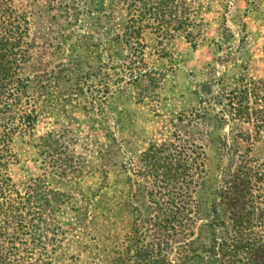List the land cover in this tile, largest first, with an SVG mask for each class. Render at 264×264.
Masks as SVG:
<instances>
[{
    "label": "rangeland",
    "instance_id": "374dc122",
    "mask_svg": "<svg viewBox=\"0 0 264 264\" xmlns=\"http://www.w3.org/2000/svg\"><path fill=\"white\" fill-rule=\"evenodd\" d=\"M260 25L264 0H0V67L23 44L35 77L0 122V264H210L228 202L264 237Z\"/></svg>",
    "mask_w": 264,
    "mask_h": 264
},
{
    "label": "trees",
    "instance_id": "16d2710c",
    "mask_svg": "<svg viewBox=\"0 0 264 264\" xmlns=\"http://www.w3.org/2000/svg\"><path fill=\"white\" fill-rule=\"evenodd\" d=\"M22 46L23 44H18L14 52L11 53L13 58L11 66H8L7 63L0 67V93L6 97L5 100H0V122L3 116L11 109L9 101L15 94L20 92L17 86L22 85L24 81H30L35 78L32 71H30L33 61L30 48L24 49ZM3 58H5L4 55ZM24 72H28V75L23 77ZM8 77L14 82L13 87L9 90L7 89L9 83H5ZM28 123L26 121L23 124L27 125ZM3 133V130L0 129V136ZM252 171L245 167H240L237 170V173L232 178L233 195L239 189V185H244L239 183V180H242V176L248 175ZM225 208L227 210L226 220L210 224L212 228L211 245L207 251L211 257L210 264H264V237L259 232H250L254 228L251 221L259 220L261 217L252 215V213L248 216L249 212L242 216L244 210H238L236 202H228ZM216 212L219 211L216 209ZM244 220L249 223L246 227L243 226L242 221Z\"/></svg>",
    "mask_w": 264,
    "mask_h": 264
},
{
    "label": "crops",
    "instance_id": "0c3cea01",
    "mask_svg": "<svg viewBox=\"0 0 264 264\" xmlns=\"http://www.w3.org/2000/svg\"><path fill=\"white\" fill-rule=\"evenodd\" d=\"M261 27H259V28H262V29H264V25H260Z\"/></svg>",
    "mask_w": 264,
    "mask_h": 264
}]
</instances>
